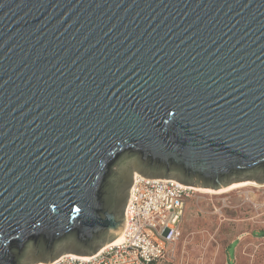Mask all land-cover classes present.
Wrapping results in <instances>:
<instances>
[{"label": "water", "instance_id": "1", "mask_svg": "<svg viewBox=\"0 0 264 264\" xmlns=\"http://www.w3.org/2000/svg\"><path fill=\"white\" fill-rule=\"evenodd\" d=\"M133 170L264 184V0H0V264L96 254Z\"/></svg>", "mask_w": 264, "mask_h": 264}, {"label": "rangeland", "instance_id": "2", "mask_svg": "<svg viewBox=\"0 0 264 264\" xmlns=\"http://www.w3.org/2000/svg\"><path fill=\"white\" fill-rule=\"evenodd\" d=\"M136 173L141 174L131 172L128 192ZM155 264H264V185L225 193L194 191L182 237L170 255Z\"/></svg>", "mask_w": 264, "mask_h": 264}, {"label": "built area", "instance_id": "3", "mask_svg": "<svg viewBox=\"0 0 264 264\" xmlns=\"http://www.w3.org/2000/svg\"><path fill=\"white\" fill-rule=\"evenodd\" d=\"M194 189L174 179L135 174L125 209L124 240L109 243L91 256L63 255L37 264H155L182 237V221Z\"/></svg>", "mask_w": 264, "mask_h": 264}, {"label": "bare ground", "instance_id": "4", "mask_svg": "<svg viewBox=\"0 0 264 264\" xmlns=\"http://www.w3.org/2000/svg\"><path fill=\"white\" fill-rule=\"evenodd\" d=\"M137 174V173H136ZM250 185H260V184H257L255 182H250V181H245V182H239V183H234L226 188H223V189H220V190H214V189H197V188H193L194 191H205V192H209V193H225V192H230V191H233L235 189H239V188H243V187H246V186H250ZM264 185V184H262ZM124 240V232H122L116 239H114L111 243H114V244H120L122 243Z\"/></svg>", "mask_w": 264, "mask_h": 264}, {"label": "crops", "instance_id": "5", "mask_svg": "<svg viewBox=\"0 0 264 264\" xmlns=\"http://www.w3.org/2000/svg\"><path fill=\"white\" fill-rule=\"evenodd\" d=\"M189 200H190V199H189ZM189 200H188V201H189ZM187 203H188V202H187ZM186 207H187V206H186Z\"/></svg>", "mask_w": 264, "mask_h": 264}]
</instances>
